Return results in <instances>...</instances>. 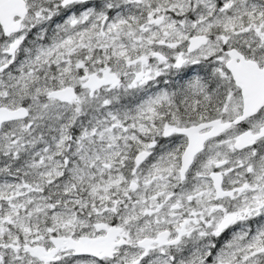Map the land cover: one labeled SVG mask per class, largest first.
I'll use <instances>...</instances> for the list:
<instances>
[{"label": "snow or ice", "instance_id": "1", "mask_svg": "<svg viewBox=\"0 0 264 264\" xmlns=\"http://www.w3.org/2000/svg\"><path fill=\"white\" fill-rule=\"evenodd\" d=\"M0 264H264V0H0Z\"/></svg>", "mask_w": 264, "mask_h": 264}]
</instances>
